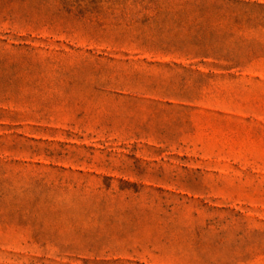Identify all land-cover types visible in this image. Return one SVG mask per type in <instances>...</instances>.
I'll use <instances>...</instances> for the list:
<instances>
[{"label": "rangeland", "instance_id": "1", "mask_svg": "<svg viewBox=\"0 0 264 264\" xmlns=\"http://www.w3.org/2000/svg\"><path fill=\"white\" fill-rule=\"evenodd\" d=\"M0 264H264V0H0Z\"/></svg>", "mask_w": 264, "mask_h": 264}]
</instances>
